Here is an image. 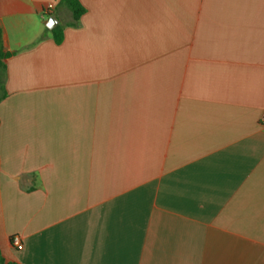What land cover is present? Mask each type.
Here are the masks:
<instances>
[{
  "label": "crops",
  "instance_id": "0c3cea01",
  "mask_svg": "<svg viewBox=\"0 0 264 264\" xmlns=\"http://www.w3.org/2000/svg\"><path fill=\"white\" fill-rule=\"evenodd\" d=\"M79 1L0 0L3 259L264 264V0Z\"/></svg>",
  "mask_w": 264,
  "mask_h": 264
},
{
  "label": "trees",
  "instance_id": "16d2710c",
  "mask_svg": "<svg viewBox=\"0 0 264 264\" xmlns=\"http://www.w3.org/2000/svg\"><path fill=\"white\" fill-rule=\"evenodd\" d=\"M71 9L74 17L75 24L79 22L80 18L86 13V9L82 6L79 0H65ZM2 29L0 27V102L5 99V74H6V61L13 55L12 53L6 52L2 45ZM54 40L57 44L63 42L64 35L62 28L56 27L53 30ZM0 264H19L16 262H6L0 253Z\"/></svg>",
  "mask_w": 264,
  "mask_h": 264
},
{
  "label": "built area",
  "instance_id": "2783aa9c",
  "mask_svg": "<svg viewBox=\"0 0 264 264\" xmlns=\"http://www.w3.org/2000/svg\"><path fill=\"white\" fill-rule=\"evenodd\" d=\"M55 10V5L53 3H50L46 6L44 13H43V18H45L46 16L51 15V13ZM262 123L264 124V117L262 119ZM12 244L13 246L18 249V250H22L23 249V243L22 240L19 236H14L12 238Z\"/></svg>",
  "mask_w": 264,
  "mask_h": 264
},
{
  "label": "water",
  "instance_id": "95a60500",
  "mask_svg": "<svg viewBox=\"0 0 264 264\" xmlns=\"http://www.w3.org/2000/svg\"><path fill=\"white\" fill-rule=\"evenodd\" d=\"M53 23H55V19L54 18H51L49 20V23H48L47 27L50 28V29L53 28V26H54Z\"/></svg>",
  "mask_w": 264,
  "mask_h": 264
}]
</instances>
